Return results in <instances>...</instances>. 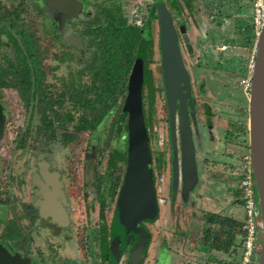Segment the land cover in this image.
I'll return each mask as SVG.
<instances>
[{"label": "rangeland", "instance_id": "obj_1", "mask_svg": "<svg viewBox=\"0 0 264 264\" xmlns=\"http://www.w3.org/2000/svg\"><path fill=\"white\" fill-rule=\"evenodd\" d=\"M157 1L159 0H86L92 5L86 10L95 13L96 5L102 6L112 2L120 6L128 24L140 27L144 24L148 8ZM161 1L166 4L174 24H184L189 40L185 44L179 35L178 43L184 54L183 64L190 69V80L192 79L189 87L192 96L189 99L196 114L193 117L190 115L195 167L193 170L185 168L177 124L179 154L175 176L171 170L168 116L158 41L159 28L157 19H154L144 56L142 108L151 158L149 169L155 190V213L138 223L137 230L135 229L136 232L131 237L132 249L130 245L121 248L117 264H130L129 254L136 246H140L141 258L138 263L132 264H199L206 261L207 264H217L212 259H206L213 253L208 252L209 250L199 243L208 228L204 214L210 211L225 214L226 197L237 188L236 168L242 165L241 158L247 154L248 136L246 143L245 137L238 130L231 137L228 132L234 124L239 130L247 126L248 93L244 91L243 81L249 77L253 54L251 55L250 48L244 41L246 34L243 30L250 26L251 0H175V10L169 7L167 0ZM2 2L7 6H23L20 26L34 32L39 40L38 45L45 49L39 71L44 72V82L51 86L48 93L58 99L64 92V84L69 83V79L77 71L85 69L84 65L77 61L80 50L74 48V39L70 40V30L75 36L73 30L62 23L65 33L62 38L57 37L53 30L58 28V19L52 18L51 11L41 0ZM60 23L61 18L57 24ZM6 42L4 36L0 35V62L4 58L1 55L12 56L10 47L5 48L2 45ZM7 45L9 46L10 42ZM67 54L71 58L64 62H57L53 57ZM83 55L88 57V60L92 58L90 50L83 52ZM135 75H138V72ZM4 83L5 81L0 79V84ZM79 83L84 86L90 83L88 72H84ZM123 99L124 94L120 105ZM62 104L65 111L72 114L74 122L67 121L65 128L58 126L55 119H48L43 125L36 109L26 107L14 89L0 85V105L3 107L5 118L0 134V239L3 238L4 230L8 233V228L22 230L20 219L16 217L17 213H13V206H18L19 202L33 195L31 172L36 166L35 161L42 160L62 174L68 198L74 208L69 210L73 219L78 221L85 215L92 223L83 234L84 238L85 233L88 234V243L70 250L73 256L77 253L79 256L77 260H72L71 264H100L97 246L99 224L101 221L106 225L110 223L115 198L102 190L104 204L99 206L97 179L106 173L110 147L121 149L115 161L114 173L117 176L123 174L126 165L127 125L125 122L121 124V134L118 138L109 134L114 131L111 126L114 117L112 113L106 117L99 131H93L90 139L89 132L83 131L74 133L75 138L68 140L64 134L73 132L72 126L82 112L76 108L72 109L73 105L67 101ZM50 121L54 122L51 127ZM200 124L208 129H202ZM89 146L96 150L95 190L81 185L82 159ZM14 196H17L18 203L13 204ZM89 208L92 211H89ZM41 232L40 236H32V253L38 247L45 248L43 235L46 231ZM142 241L144 242L140 244ZM0 246L8 248L4 241L0 242ZM63 248L64 246L62 251ZM167 249L170 259H167ZM81 253H84L86 261L81 259ZM188 253L196 254L197 258L193 259Z\"/></svg>", "mask_w": 264, "mask_h": 264}, {"label": "trees", "instance_id": "obj_2", "mask_svg": "<svg viewBox=\"0 0 264 264\" xmlns=\"http://www.w3.org/2000/svg\"><path fill=\"white\" fill-rule=\"evenodd\" d=\"M161 2L159 0L156 3ZM167 2L173 10L177 8L175 0H167ZM156 3L148 8L144 24L140 27L134 24H128L120 6H116L115 4H111L109 8L96 6V16L94 18L96 24L86 26L85 32L81 36L75 34L79 43L83 42V38H87V44L94 49L88 65L84 70H80L76 74L80 80L84 72H88L91 78V84L81 87L80 84L75 83V77L73 75L69 79V83L64 84V92L61 93L63 96L57 100L42 96L45 91L42 90L40 85V79L43 75L39 71V40L36 38L34 32L20 26L21 15L24 11L23 6L19 4L9 10L0 6V33H4L6 30L13 31L12 33L8 32L7 42L2 44L4 47H7L6 45L10 42L9 47L12 56H4V63L1 64L0 62V79L5 81L4 84L0 85L14 89L26 107H32L37 110V113L40 115V122L43 124L48 119H55L61 127H64L67 121L74 122L72 114L66 112L65 108L62 107L63 101H67V103L73 105L72 109L76 108L82 112L78 122L74 126V131L77 133L88 128L96 130L107 116L114 113L111 122L114 131H111L109 134L118 138L121 134V124L127 121L124 104L129 87L132 84L133 78L136 77L135 73L141 72L144 79V56L146 47L150 41V26L152 21L157 19ZM180 27L185 26L183 23H180ZM62 29L64 28L61 23L59 25L60 32ZM243 33L246 34L244 41L250 48L249 52L252 55L257 39L254 33L252 17L250 18V26H246ZM189 46L188 44L187 47ZM180 51L184 58L182 48ZM54 57L59 62H64L68 58L67 55H55ZM184 68L190 87V81H192V79L190 80V69L188 66ZM123 94L124 99L120 105V98ZM87 95H91V97L87 98ZM118 104L119 106H117ZM53 123V121H50L51 126ZM200 127L204 130L208 129L203 124H200ZM231 129L228 132L230 137L238 130L245 137V142L247 143V126L239 130L237 125L234 124L231 126ZM74 136L70 132L64 134V137L68 140L74 139ZM110 149L111 152L107 169L108 175L102 178L99 184L100 198V190L104 183L108 185L110 196L114 197L115 191L119 189L124 174L123 171L121 176H117L113 170L121 149ZM246 150L248 151L249 148L247 147ZM204 219L208 224V228L204 231L200 243L209 250L228 253L232 247L237 230L241 232L242 223L238 224L230 218H224L212 213H205ZM134 232L136 231L134 230ZM6 239L7 231L4 230L2 240ZM102 246L103 255L105 256L107 251L104 243Z\"/></svg>", "mask_w": 264, "mask_h": 264}, {"label": "water", "instance_id": "obj_3", "mask_svg": "<svg viewBox=\"0 0 264 264\" xmlns=\"http://www.w3.org/2000/svg\"><path fill=\"white\" fill-rule=\"evenodd\" d=\"M44 1L51 14L57 10L66 18L76 16L81 10L75 0ZM155 7L159 28L162 82L172 150V173L175 176L178 156L177 124L185 168L193 170L195 167L190 128V115L193 117L195 114L189 99V82L178 44V35L182 36L185 43L189 40L185 27H180L177 32L173 18L163 2L156 3ZM61 31L65 33V29ZM73 39H76V36L70 30V40ZM142 81L143 74L139 72L133 78L124 104V110L127 113L126 169L112 218L111 232L117 234L109 249L112 262L117 261L119 245L128 243L130 234L134 232L138 223L151 213H155V190L149 169L151 158L142 108ZM247 113L248 148L262 222V242L257 264H264V24L256 39ZM4 121L3 107L0 105V134L3 131ZM49 204L54 206L51 199ZM139 248L140 246H136L130 252V264L138 263L141 258ZM0 264L26 263L19 256H11L5 248L0 246Z\"/></svg>", "mask_w": 264, "mask_h": 264}, {"label": "flooded vegetation", "instance_id": "obj_4", "mask_svg": "<svg viewBox=\"0 0 264 264\" xmlns=\"http://www.w3.org/2000/svg\"><path fill=\"white\" fill-rule=\"evenodd\" d=\"M41 1L43 4L45 3V1L44 2H43V0H41ZM75 2L77 4H79L81 7V10L79 11V13H77L76 16L66 18L65 15H63L62 13H60L57 10L52 14L50 13V15L52 16V18L54 20L55 19L60 20V18H61V20H63V24L65 26H68L69 28H71L73 30L74 34L81 36L82 33L85 32L86 26L93 25V24H91V22L94 21L96 14L91 12V11H88V9L86 10V8L90 6V4L86 2V0H75ZM111 4H112V2H110V3L108 2L102 6H103V8H109V6ZM0 6L2 8H6L7 10H9L10 8H13V6H7L6 4H4L2 2V0H0ZM96 6H98V5H96ZM90 7H92V5ZM57 22H56V25L59 28V25L57 24ZM101 22L103 23V21H101ZM175 27H176L177 32H178V30L180 28V24H179V26L175 25ZM58 28L54 29L53 32L55 33V35L57 37L62 38L63 35ZM8 32L12 33L13 31L12 30H9V31L6 30L4 33L1 32V34H0V35L4 36L6 41H7ZM53 37H54V35H53ZM82 40H83V42L79 43L77 38L74 39V41L76 43V45H74L75 46L74 48L80 50L79 57L77 59L78 63L83 64L84 67H86L88 65V63L90 62V60H88L89 59L88 57H85L83 55V52L90 50V52L92 54V51L94 49L89 47V45L87 44V38H83ZM178 41H179V35H178ZM185 44H187V43H185ZM6 46L9 47L8 45H6ZM7 47H5V48H7ZM179 47H180V45H179ZM0 49H1V46H0ZM82 49H84V50L81 52ZM44 50H45L44 48L39 46V59H40L39 65L42 64L41 59H43V57H44V54H43ZM54 56L55 55H53V57ZM67 56H68V59L71 58L68 54H67ZM1 57H4V56L1 55ZM57 62H59V61L57 60ZM3 63H4V61L2 60L1 64H3ZM77 73H78V71L74 74V77H75L74 80H75V83L80 84L79 78L76 75ZM42 75H43V77H41V79H40V85H41L42 90L45 91L42 96L54 99L53 95L52 94L50 95L48 93V91L51 90V86H49V84L44 82V79H45L44 72L42 73ZM89 79L91 82L90 76H89ZM90 84L91 83H89L88 85H90ZM83 86L84 85H81V87H83ZM62 96L63 95L61 94L58 99H60ZM86 97L89 98V97H91V95H87ZM126 97H127V95H126ZM54 100H57V99H54ZM177 113H178V110L176 111V116H177ZM188 113L190 115L189 107H188ZM78 120L76 122H78ZM125 123L127 125V121ZM53 125H54V123H53ZM75 125L76 124H74L72 126L73 132H70L72 134H74V133L78 134V133H76V131H74ZM101 125L102 124H100L98 126L96 131L100 130ZM58 126H59V124H58ZM50 127H51V125H50ZM64 127L67 128L66 125ZM83 131L89 132V134H90L89 139H90L94 130L88 128V129L83 130ZM83 131H81V132H83ZM169 141H170V136H169ZM177 144L179 146V142ZM178 146H177V149H178ZM110 148H114V147H110ZM110 148L108 151V155H110V152H111ZM95 151L96 150L94 147L89 146V149L83 155V159H82L83 162H82V167H81V170H82L81 177L83 180L81 185L89 186V187H91V189L94 188V183H95V179H96ZM177 153H178V150H177ZM171 155H172V150H171ZM108 160H109V156H108ZM35 163H36V166H35L34 170L31 172V177H30L31 184H32V194L34 196L32 195L31 197L25 198V200H23L22 202H19L20 204L18 206H16V205L13 206V213L14 212L17 213L16 217L20 219L22 230L20 231L17 228H12V229L8 228L7 239L6 240L0 239V242L1 241L6 242V244L8 245V248H5V249L8 251V253L11 256L21 257L22 259L25 260L26 264H71V261L74 259L77 260L79 258V256H78V253L75 256H73L72 253H70V250H72L73 248H77V246L80 244L83 246L85 243H88V241L86 239L88 234L85 233L86 238H84L85 236H83V234L85 232L84 230L86 228H88V226L92 225L91 220L87 219L85 215H82L78 221H76V219H73V217L69 213V210H71L73 207H72V204L69 200L70 198H68L65 183L62 179V174H60L56 168L52 167L51 165H48L47 163H44L42 160L35 161ZM170 165H171V170H172V160L170 162ZM107 169H108V161H107V166H106V173L104 174L103 177L97 179L99 181L97 184L98 187L96 188L97 201H98L99 206L101 205V207L104 204L103 203V192H102V190H105L107 195L110 196L109 190L107 187L108 185L106 183L103 184V186L100 190L101 198L99 196V184H100L101 179L108 175ZM125 169H126V165L124 167V173H125ZM123 177H124V174L122 176L121 184L123 181ZM71 184H72V182H71ZM121 184L119 186V189H117L115 191V196L112 197V198H115V203H114V207H113L112 217H111V220L109 221L110 223L108 222L109 224L106 225L103 221H101V223L99 224V232L97 235V246H99L98 252H99V263L100 264H107V262L109 264H117V262L120 260V251L119 250L121 248L127 247L128 245H130L129 247H130V249H132L131 237H132L133 233L130 234L129 241L126 245H123V244L119 245L117 261H115V262L111 261L109 249H110V245H111L112 240L117 237V234L111 232L112 218H113L114 210L116 207V201H117V197H118V194L120 191ZM94 190H95V188H94ZM80 192H82V191H80ZM46 197H48L49 199L47 200ZM81 197H84V196H81ZM14 198L15 199L12 200L13 204H14V202L18 203L17 202L18 200H16L17 196H14ZM50 199L54 203V206L49 204ZM53 207H54V209H53ZM85 209L86 208H84V210ZM88 210L92 211L90 208ZM82 213H84V211H82ZM15 230H18V232H16ZM43 230L46 231V233L43 235V240H44L43 246H45V248L40 247L41 248L40 249L38 247L36 250H34V253H32V251H33L31 249L32 236L34 234L35 235L37 234L40 236L42 234L41 231H43ZM103 243H104L105 249L107 251L105 256L103 255V248H102ZM63 246H64V248L62 251L61 248ZM81 250H82V247H81ZM80 256L82 257L81 259L83 261H86L84 253L83 254L81 253ZM129 257H130V254H129Z\"/></svg>", "mask_w": 264, "mask_h": 264}, {"label": "built area", "instance_id": "obj_5", "mask_svg": "<svg viewBox=\"0 0 264 264\" xmlns=\"http://www.w3.org/2000/svg\"><path fill=\"white\" fill-rule=\"evenodd\" d=\"M251 5L254 33L257 37L264 24V0H251ZM255 47L256 45L254 51ZM253 60L254 52L251 58L249 77L243 81L244 91L247 93H249L251 84ZM241 164L236 168V176L239 179L236 189L244 212V220L241 225L243 251L238 264H257L262 242V222L249 150L242 156Z\"/></svg>", "mask_w": 264, "mask_h": 264}, {"label": "crops", "instance_id": "obj_6", "mask_svg": "<svg viewBox=\"0 0 264 264\" xmlns=\"http://www.w3.org/2000/svg\"><path fill=\"white\" fill-rule=\"evenodd\" d=\"M225 203H226L225 214H218L215 211L214 212L210 211L209 213L218 214L224 218L225 217L230 218L234 222L241 224L244 220V212L242 208V203L238 197L237 189H234V192L230 196L226 197ZM143 230L144 232L146 231L145 228H143ZM232 232L234 231L232 230ZM199 244L203 246L201 243ZM242 251H243L242 233L239 230H237L235 237L233 239L232 247L228 253H221V252H215V251L209 250L208 252H211L213 254L212 256L208 258L206 257V259H212V261L214 260L215 263L217 264H238L240 261ZM188 256L190 257L192 256L193 259L197 258L196 254H193V253H188ZM167 257H168L167 259H170L168 249H167ZM199 264H207V261L199 263Z\"/></svg>", "mask_w": 264, "mask_h": 264}]
</instances>
